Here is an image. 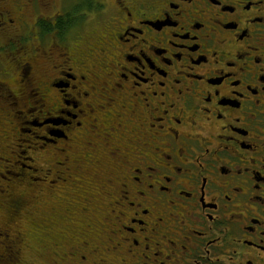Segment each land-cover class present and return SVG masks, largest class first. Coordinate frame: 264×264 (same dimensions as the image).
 <instances>
[{
  "label": "flooded vegetation",
  "instance_id": "obj_1",
  "mask_svg": "<svg viewBox=\"0 0 264 264\" xmlns=\"http://www.w3.org/2000/svg\"><path fill=\"white\" fill-rule=\"evenodd\" d=\"M56 2L0 0V264H264V0Z\"/></svg>",
  "mask_w": 264,
  "mask_h": 264
},
{
  "label": "rangeland",
  "instance_id": "obj_2",
  "mask_svg": "<svg viewBox=\"0 0 264 264\" xmlns=\"http://www.w3.org/2000/svg\"><path fill=\"white\" fill-rule=\"evenodd\" d=\"M62 1V4H64L65 8L68 7L69 4H72V2H76L78 0H61ZM57 6H60V0H57L56 2V7ZM28 120L30 119V116L29 117H25V118H22V121L23 120ZM22 128H25V124H21ZM10 127V125H7L5 126L4 130H8V128ZM10 133V138H9V141H8V145L12 148H14L13 150L19 155L21 151L23 150H26V153L23 154V156L26 154H33V156L36 158V161L39 162V164H41L42 166H44L46 163H45V160H50L51 158H46V156H42L41 154H38L37 152L35 153H32L31 152V148L32 147H35L38 145L39 142L35 141L34 139H31L30 140V134L29 133H22L20 135H18L16 132L12 131V132H9ZM26 140H30V141H25ZM27 146H32L31 148L27 149ZM15 153V154H16ZM14 157L9 156V163L8 162H5V164L8 166V164H10L12 162ZM16 159V158H15ZM21 161L22 159L19 158ZM48 165V163L46 164V166ZM1 169V168H0ZM2 170V169H1ZM71 173V172H70ZM76 176L73 175V177H77L79 175V172L75 173ZM69 179V178H68ZM70 180H72V178H70ZM69 180V181H70ZM85 181V180H83ZM79 182V181H78ZM75 183L76 186L79 185V183ZM75 197H73L72 199H74ZM75 200V199H74ZM39 218V217H42V216H39L37 215V213H35V215H30L28 216V218H34L35 217ZM21 228L20 230H23V231H27V225H28V220H27V217L26 215H24L22 217V219L20 220L19 222ZM32 228H38V224L37 223H33L31 225ZM30 229V228H29ZM28 233V232H27ZM26 241H27V245L28 248H25L23 249V262L24 264H46V258H45V252L41 250V247L39 246V244L41 243H36L35 242V239H33L32 237H26Z\"/></svg>",
  "mask_w": 264,
  "mask_h": 264
}]
</instances>
